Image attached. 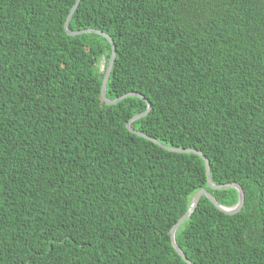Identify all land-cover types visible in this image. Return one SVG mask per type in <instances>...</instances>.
<instances>
[{
    "label": "trees",
    "instance_id": "obj_1",
    "mask_svg": "<svg viewBox=\"0 0 264 264\" xmlns=\"http://www.w3.org/2000/svg\"><path fill=\"white\" fill-rule=\"evenodd\" d=\"M0 0V264H264V0ZM103 62V69L101 64Z\"/></svg>",
    "mask_w": 264,
    "mask_h": 264
},
{
    "label": "water",
    "instance_id": "obj_2",
    "mask_svg": "<svg viewBox=\"0 0 264 264\" xmlns=\"http://www.w3.org/2000/svg\"><path fill=\"white\" fill-rule=\"evenodd\" d=\"M80 3V0H76V2L74 3L73 7L71 8L70 10V13L65 21V24H64V28L65 30L67 31V33L71 36H76V35H80V34H85V33H95V34H98V35H101L103 37H105L108 42L110 43L111 45V56L108 60V64H107V67L105 69V72H104V77H103V81H102V84H101V99L103 100V102L106 104V105H112V104H115L127 97H138L140 99H142L143 101L146 102L147 104V110L146 112H144L143 114H140V115H136L134 116L130 122L136 120V119H139L145 115H147L148 111L150 110V105L149 103L147 102V100L139 95V94H135V93H129V94H126L120 98H117V99H114V100H108L106 98V85H107V82H108V79L110 77V73H111V70H112V66H113V63H114V60H115V47L113 46V43L111 41V39L105 35L104 33L100 32V31H95V30H83V31H77V32H70L68 31L67 27H68V24L70 22V19L74 13V11L77 9L78 5ZM127 129L142 137V138H145L159 146H161L162 148H164L165 150L167 151H170V152H175V153H181V154H196L198 155L199 157H201V159H203L204 163H205V172H206V177H207V184L208 186L211 188V189H214V190H223V189H229V188H233V189H236L237 193H238V202L235 206L233 207H223L221 206L217 200L215 199V197H213L209 192H207L205 189H201L200 191L197 192V194L193 197L191 203H190V206H189V209L187 210V212L183 215V217H181L178 222L172 227V229L170 230V239H171V245L172 247L174 248V250L176 251V253L187 263V264H192L186 257L185 255L183 254V252L181 251V249L179 248V246L177 245L176 241H175V233L177 231V229L181 226V224H183L190 216L191 214L194 212L195 208L197 207L198 203H199V200L202 196L206 197L218 210L222 211L223 213L225 214H228V215H234L238 212H240V210L242 209L243 207V204H244V192L242 190V188L238 185V184H226V185H220V186H216L214 184L211 183L210 181V178H209V162L208 160L205 158V156L199 152V151H196V150H193V149H175V148H171V147H167L165 145H162L160 144L159 142H157L155 139L151 138V137H148V136H145L141 133H138L136 131H134L132 128H130V125L129 123L127 124Z\"/></svg>",
    "mask_w": 264,
    "mask_h": 264
},
{
    "label": "rangeland",
    "instance_id": "obj_3",
    "mask_svg": "<svg viewBox=\"0 0 264 264\" xmlns=\"http://www.w3.org/2000/svg\"><path fill=\"white\" fill-rule=\"evenodd\" d=\"M101 69H103V62H102V64H101Z\"/></svg>",
    "mask_w": 264,
    "mask_h": 264
}]
</instances>
